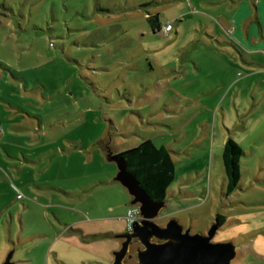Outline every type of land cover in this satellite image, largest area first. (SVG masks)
<instances>
[{
  "label": "rangeland",
  "instance_id": "obj_1",
  "mask_svg": "<svg viewBox=\"0 0 264 264\" xmlns=\"http://www.w3.org/2000/svg\"><path fill=\"white\" fill-rule=\"evenodd\" d=\"M201 1L0 0V264H110L138 205L109 151L146 139L174 161L157 224L206 234L221 215L230 264H264V51L208 35L225 6ZM228 138L244 155L226 195Z\"/></svg>",
  "mask_w": 264,
  "mask_h": 264
},
{
  "label": "water",
  "instance_id": "obj_2",
  "mask_svg": "<svg viewBox=\"0 0 264 264\" xmlns=\"http://www.w3.org/2000/svg\"><path fill=\"white\" fill-rule=\"evenodd\" d=\"M108 157L117 163L116 179L132 196V204H139L141 220L135 222L131 232L118 235L124 240L113 252L110 264H124L128 246L132 238H137L143 248L136 252L138 264H230L235 257V245L230 241L213 242L217 224H212L206 234L184 228L175 218L165 225H158L154 219L164 206V200L151 198L141 187L136 177L127 170L126 161L121 156ZM152 239H156L152 240ZM10 252L2 264H13Z\"/></svg>",
  "mask_w": 264,
  "mask_h": 264
},
{
  "label": "trees",
  "instance_id": "obj_3",
  "mask_svg": "<svg viewBox=\"0 0 264 264\" xmlns=\"http://www.w3.org/2000/svg\"><path fill=\"white\" fill-rule=\"evenodd\" d=\"M147 20L155 29L159 25L158 15H148ZM242 148L228 138L222 150V162L226 175L225 194H230L240 179V158ZM125 159L127 170L140 182L146 193L155 200H164L167 189L174 178V162L169 150L163 145L156 146L146 139L138 145L115 153ZM221 222L224 217L218 215ZM218 221V222H219ZM217 223L218 224H220Z\"/></svg>",
  "mask_w": 264,
  "mask_h": 264
},
{
  "label": "crops",
  "instance_id": "obj_4",
  "mask_svg": "<svg viewBox=\"0 0 264 264\" xmlns=\"http://www.w3.org/2000/svg\"><path fill=\"white\" fill-rule=\"evenodd\" d=\"M165 1H174V0H162V2ZM176 1H181V0H176ZM190 1L191 0H187L188 3ZM200 4L201 5L221 4L222 6H225V12L221 13L216 18L218 25L216 23H211V25H208L204 28V30L206 31V33H208V35L211 36L218 35L217 37H220L221 34L219 33L223 31L224 33H226V35H231V37H229L230 42L227 44V46H233L237 49L239 48L240 50L248 53L264 51L261 48L251 49L249 48V46H246L243 43H241V37L247 38L252 43H258L260 41H264V30L263 28L261 29V16L263 13L262 10L264 8V0H203L200 2ZM202 13L206 14L209 17L211 16L203 11ZM148 15H154V14H148ZM158 21H159V25L156 26L155 29H152L153 32L155 31L163 32L161 31V28L167 23H172V22H161L159 15H158ZM257 27L260 28V32H258ZM172 30H173V24L171 30L168 32H171ZM168 32H164V33H168ZM247 63L251 64L253 62L249 60V62ZM242 155H244V153ZM240 162H241V158H240ZM239 168H240V163H239Z\"/></svg>",
  "mask_w": 264,
  "mask_h": 264
},
{
  "label": "built area",
  "instance_id": "obj_5",
  "mask_svg": "<svg viewBox=\"0 0 264 264\" xmlns=\"http://www.w3.org/2000/svg\"><path fill=\"white\" fill-rule=\"evenodd\" d=\"M172 28V23H167L161 28V31L168 32ZM126 220V230L131 231L133 224L139 220H141L142 215L139 210V206H133L129 208L126 212V215L124 216Z\"/></svg>",
  "mask_w": 264,
  "mask_h": 264
},
{
  "label": "flooded vegetation",
  "instance_id": "obj_6",
  "mask_svg": "<svg viewBox=\"0 0 264 264\" xmlns=\"http://www.w3.org/2000/svg\"><path fill=\"white\" fill-rule=\"evenodd\" d=\"M138 206H139V204H137ZM157 218V217H156ZM156 218L154 219V221L156 220ZM138 222V221H137ZM156 222V221H155ZM157 223V222H156ZM166 224V223H165ZM164 224V225H165ZM134 225V224H133ZM161 226H163V225H161ZM132 230H133V227H132ZM131 230V231H132ZM131 231H127V230H125L124 232H131ZM121 239V242L124 240L123 238H120ZM152 240H154V239H152ZM155 241H157L156 239H155ZM134 242H137V243H140L139 241H138V239L137 238H132L131 240H130V243H129V246H128V250H129V247L134 243ZM142 246V245H141ZM128 253V252H127ZM131 258V256L130 255H126V257H125V259H124V262L126 261V260H129Z\"/></svg>",
  "mask_w": 264,
  "mask_h": 264
}]
</instances>
